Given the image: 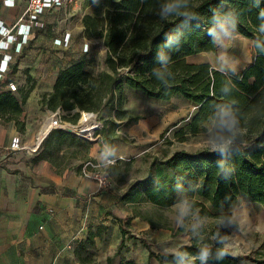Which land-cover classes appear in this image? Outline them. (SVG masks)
Wrapping results in <instances>:
<instances>
[{
    "label": "trees",
    "instance_id": "1",
    "mask_svg": "<svg viewBox=\"0 0 264 264\" xmlns=\"http://www.w3.org/2000/svg\"><path fill=\"white\" fill-rule=\"evenodd\" d=\"M102 5L103 13L84 15L83 25L88 36L103 40L106 68L94 72L85 57L60 68L53 89L41 93L42 107L60 108L74 120L82 111L110 107L119 112L127 88L156 100L181 96L189 101L193 112L169 124L163 134L172 132L179 141L206 134L210 144L154 155L146 173L127 186L121 200L152 228L190 236V242L170 256L198 264H241L246 258L264 264V238L253 255L233 254L225 246L229 229L221 224L231 218L241 197L264 205V0H103ZM222 22L253 40V60L238 71L187 59L217 49ZM31 89L32 85L19 94L12 89L0 92V117L14 119L24 129L20 116ZM138 118L130 116L125 124ZM91 146L80 135L53 128L37 158L48 159L59 172L73 166L77 173H85L93 169L85 163L96 160L89 154ZM175 205L185 207L178 223L166 214ZM114 217L123 233L118 254L128 248L125 235L132 236L131 218ZM106 230L102 222L91 225L88 237L75 248L80 262L99 264L95 237ZM140 241L151 255L162 258L164 254L156 253L146 238Z\"/></svg>",
    "mask_w": 264,
    "mask_h": 264
},
{
    "label": "crops",
    "instance_id": "2",
    "mask_svg": "<svg viewBox=\"0 0 264 264\" xmlns=\"http://www.w3.org/2000/svg\"><path fill=\"white\" fill-rule=\"evenodd\" d=\"M10 1L0 0V21L7 26H11L26 7L25 0H15L14 5H8ZM2 38L4 35L0 33V41ZM18 38L21 39V35ZM14 44L16 42L12 44L14 48H9L0 42L3 45L0 50V92L11 89V83L16 85V89H12L16 94L31 85L32 89L20 116L24 129L19 128L16 120L0 117V264H85L78 260L75 248L88 237L91 225L101 222L107 225V230L102 236L95 237L97 263L109 264V256L112 257L110 264L128 260L135 264L171 263V260L162 261L151 255L140 239H153V244L161 247H152L156 253L171 254L183 243H189L190 236H173L171 230L152 228L148 221L135 216L131 206L121 200L122 192L134 180L116 185L112 181L103 187L91 177L90 170L77 173L73 166H67L61 172L57 171L48 159L37 158L40 149L34 152L10 150L11 139L16 133L21 134L26 144L35 142L43 128L42 122L52 112L42 107L41 93L51 91L59 69L79 57L61 52L60 58L55 60V55L49 58L50 54H47L48 63L40 68L38 59L28 54L21 53L20 56ZM194 108L191 104L179 121L188 117ZM153 126L163 129L158 115L140 117L128 123L127 132L136 140L126 148L113 147V153L118 157L127 153L135 156L147 153L153 144L145 143V134ZM100 148L99 141L92 142L90 156L96 160L105 159L107 155ZM115 215L124 220L131 218L132 236L125 235L128 248L124 247L118 254L115 251L123 233Z\"/></svg>",
    "mask_w": 264,
    "mask_h": 264
},
{
    "label": "rangeland",
    "instance_id": "3",
    "mask_svg": "<svg viewBox=\"0 0 264 264\" xmlns=\"http://www.w3.org/2000/svg\"><path fill=\"white\" fill-rule=\"evenodd\" d=\"M102 1L84 0L80 8H68L66 10L55 8L46 11L43 15L44 26L35 30L32 40H30V37L18 46V53H20V56L22 53V55L28 54L29 57L38 59L40 68L48 63L47 54H50L49 58L55 55V60H58L61 52L79 56L78 59L85 57L89 61V67L94 72L106 68L104 62L106 46L103 40L88 36L83 25L84 15L103 13ZM68 33L70 34L69 38L67 42H64V37ZM216 37L218 42L216 50L199 52L188 56L187 59L196 62L208 61L212 66L226 72L238 71L253 60V40L233 32L226 22L218 25ZM58 38L61 39V42L57 40ZM14 46L17 47V44H14ZM9 48L14 47L10 44ZM125 94L126 97L119 112L110 107L96 112L104 123V127L98 131L100 133V151H104L107 156L114 158L115 161L119 160V163H106L103 166V169L109 173L111 182L113 181L115 185L129 183L136 177L144 175L154 155H169L177 148L196 150L210 144L206 134L189 135L184 141L174 138L172 132L163 134L164 126H168L176 120L179 121L182 118L181 114L191 107L190 102L181 96H173L170 100L161 101L128 88L125 89ZM49 115L42 122L41 127L48 122ZM149 115H158L163 122V129H154L153 126L145 134V143L153 144L148 151L150 155L142 153L135 156L127 153L123 157L116 156L113 153V147L126 148L136 140L134 136H130L127 132V124L123 121L130 116L145 118ZM63 118L72 124L81 125L82 112L77 120H74L68 113H65ZM119 122H121L119 125H115ZM76 131L83 133L79 130ZM169 136L172 137L170 142L167 139ZM102 140L107 147H102ZM75 162H72L73 165ZM112 165L116 167L112 168ZM184 213L185 207L182 205H175L173 208L166 210V214L175 223L180 222ZM231 213L229 220L221 221V224L229 229L225 246L233 254L250 253L253 255V250L264 238V205L241 197L231 209ZM147 241L151 242L153 248H161L159 244H153V239ZM161 260L169 262L171 260V263L167 264H198L192 261L191 258H176L166 253ZM241 264L257 263L250 258H246Z\"/></svg>",
    "mask_w": 264,
    "mask_h": 264
},
{
    "label": "built area",
    "instance_id": "4",
    "mask_svg": "<svg viewBox=\"0 0 264 264\" xmlns=\"http://www.w3.org/2000/svg\"><path fill=\"white\" fill-rule=\"evenodd\" d=\"M5 2H8V0H4ZM26 1V7L24 11L15 19V22L11 26H7L4 24V21H0V33L4 35V38L1 39V43L3 42L4 46H9L10 44H13L16 42L17 47L22 44V42L27 41L35 32V30L39 27L44 26V19L43 15L46 11L51 9H68V8H74L77 7L80 8L83 5L84 0H25ZM15 0H11L8 5H14ZM21 35V39L18 38V36ZM69 33L66 34L64 37V42H67L69 38ZM59 42H61V39H57ZM3 45H0V50ZM86 47V46H85ZM7 66V65H6ZM5 66V68H6ZM4 68V69H5ZM11 89H16V85L11 83L10 84ZM51 116L48 119L47 122V128L46 131L42 136H37L35 142L33 144H26L23 141V138L20 133H16L10 142L9 148L10 150H26L29 152L38 151L40 148V145L44 139V137L47 135L48 132H50L53 128H64L68 129L72 127L75 131L78 128H82V121L81 125L79 124H72L71 122L63 119V114H65V111L58 108L55 111L51 112ZM87 114H91L94 118V124L93 127L90 129L89 132L83 134L82 137L85 138L88 141L91 142H98L100 141V133L98 132L104 127L103 121L98 117V114L93 111H82V116ZM102 142V141H101ZM102 147H107L104 142H102ZM114 158H111L109 156H106L103 160H88L85 163V166L90 165L93 169L90 170V175L93 179H95L101 186L106 187L111 184V178L110 175L105 169H103V166L106 163H114Z\"/></svg>",
    "mask_w": 264,
    "mask_h": 264
},
{
    "label": "bare ground",
    "instance_id": "5",
    "mask_svg": "<svg viewBox=\"0 0 264 264\" xmlns=\"http://www.w3.org/2000/svg\"><path fill=\"white\" fill-rule=\"evenodd\" d=\"M51 114H50V116H51ZM50 116H49V118H50ZM81 121H82V126H81L82 128L81 129L78 128L77 130L82 131L83 134L89 132L90 129L93 127V124L95 123L93 116L91 114H87V113H85V115L82 116ZM46 128H47V123L43 125V128L40 131L39 136H42L44 134V132L46 131ZM78 133H80V132H78Z\"/></svg>",
    "mask_w": 264,
    "mask_h": 264
},
{
    "label": "water",
    "instance_id": "6",
    "mask_svg": "<svg viewBox=\"0 0 264 264\" xmlns=\"http://www.w3.org/2000/svg\"><path fill=\"white\" fill-rule=\"evenodd\" d=\"M67 130L70 131V132H72V133H75V134H77V135L82 136V133H78V132H76L72 127L68 128Z\"/></svg>",
    "mask_w": 264,
    "mask_h": 264
}]
</instances>
